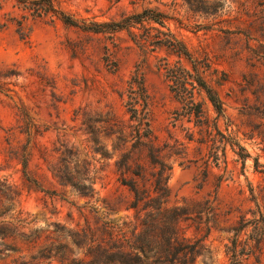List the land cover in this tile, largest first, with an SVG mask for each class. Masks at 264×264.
Masks as SVG:
<instances>
[{
	"label": "rangeland",
	"instance_id": "obj_1",
	"mask_svg": "<svg viewBox=\"0 0 264 264\" xmlns=\"http://www.w3.org/2000/svg\"><path fill=\"white\" fill-rule=\"evenodd\" d=\"M52 2L79 26L38 13L30 0H0V178L19 192L14 209L0 216V264H46L39 259L40 249L66 230L131 217L133 211L125 209L131 195L115 164L127 149L102 129L111 119L124 125L127 133L128 126L137 124L130 117L129 84L137 74L144 77L155 145L169 166L165 173L169 205L205 206L209 200L218 215L207 244L214 264H225L228 227L241 215L250 216L248 210L256 204L264 206V0ZM145 9L162 14L165 23L160 27L144 22L145 27L171 32L194 57L209 64L205 77L221 99V115L204 93L195 89L193 98L202 103L209 123L217 124L210 133L169 86L166 64L180 61L190 68L184 57L145 42L146 30L140 24L115 32L82 27L117 22ZM28 119L38 128L35 136L24 132ZM88 126L98 130L104 156L93 154ZM24 146L27 174L40 187L23 174ZM71 146L94 155L101 167L93 198L60 185L49 170L60 152ZM146 153L145 148H133V169L139 163L150 171ZM189 232L194 233L192 226Z\"/></svg>",
	"mask_w": 264,
	"mask_h": 264
},
{
	"label": "trees",
	"instance_id": "obj_2",
	"mask_svg": "<svg viewBox=\"0 0 264 264\" xmlns=\"http://www.w3.org/2000/svg\"><path fill=\"white\" fill-rule=\"evenodd\" d=\"M30 1L37 4L35 9L38 13H51L65 24L78 25L77 20L55 7L52 0ZM43 2H46V5L40 6ZM24 8L28 9L27 6ZM150 21L165 27L164 16L153 15L147 9L117 22H90L82 27L93 32L105 29L115 32L121 29L129 30L130 27L140 24L146 30V37L143 38L145 42L165 46L179 57H184L190 68L180 61L166 64V76L172 82L169 86L171 91L175 92L177 100L189 107L188 113L195 116L198 125H205L207 133H210V128H216L217 124L209 123L202 103L194 102L193 98L195 89L204 93L217 115H221V99L205 77V72L210 68L209 64L194 57L186 45L171 32L143 25L144 22ZM151 30H156V33H151ZM161 35L165 38H161ZM129 84L133 88V114L130 117H133L137 124L128 126L131 130L127 133L124 125L111 119L110 122L105 121L107 124L102 131L106 137L115 135L116 143L127 149L115 164L120 171L121 184L127 186L131 195L125 209L132 210L133 214L119 220H98L81 228L68 229L64 236L40 249L39 259L47 260L46 264H51V260L58 264H199V261L214 264L207 236L217 220L218 213L207 204L209 200H206L205 206L187 202L182 205H169L170 191L166 183L168 176L165 174L169 166L159 156V148L155 145L156 136L147 120L148 95L143 75L137 74L133 77V85L132 82ZM136 105L141 107L140 111ZM26 120L24 132L29 137L35 136L39 132L38 128L29 119ZM88 129L93 154L100 153L104 156L105 146L97 136L98 130L91 126H88ZM231 144H236L243 150L236 142ZM113 148L118 149L116 145H113ZM133 148L147 150L145 157L149 162L150 171L145 172L144 166L139 163L136 169H133ZM20 160L25 179L40 187L39 182L27 174L26 146ZM97 162L94 155L89 156L88 153L71 146L60 152L59 158L50 165L49 170L60 185L71 186L81 196L93 198L96 194L95 184L100 179L101 172ZM125 174L130 177H125ZM18 194L15 185L6 178H0V216L14 209ZM248 213L250 216L243 214L228 227L231 236L225 244V264H264V206L256 204ZM191 226L194 230L192 234L189 232ZM22 235L26 237L24 232Z\"/></svg>",
	"mask_w": 264,
	"mask_h": 264
}]
</instances>
